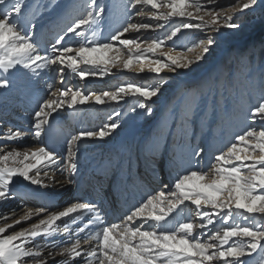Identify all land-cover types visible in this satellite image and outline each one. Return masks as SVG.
Returning <instances> with one entry per match:
<instances>
[{"label":"snow or ice","instance_id":"6c2138e0","mask_svg":"<svg viewBox=\"0 0 264 264\" xmlns=\"http://www.w3.org/2000/svg\"><path fill=\"white\" fill-rule=\"evenodd\" d=\"M217 2L218 0H208L207 4H201L200 0H127L125 14L140 5L151 6L153 9L150 13H145L142 8L137 9L135 15L141 18L148 16L155 21L164 20L165 23L174 17H190L196 20L195 23H188L181 19L162 39H153L147 48L140 49L137 43L139 37L137 40H122L121 36L130 29L148 30L152 28L151 24L128 23L122 26V31L118 29L110 35L108 42L101 43L95 39L96 33L92 29L103 16L105 6L98 4L97 0H86L85 14L70 20L55 42L41 55L38 43L34 42L35 24L30 22L27 31L23 24V9L27 5L22 3V0H0V8L3 9L0 11V92H6L13 87L10 77L16 72H24L25 76L30 72L33 76H38L41 71L58 66L61 83L64 81L66 68L82 82L90 76L110 73L109 65L116 66V61L119 60V56L107 55V52L113 49L115 41H119L123 46H137V55H131L132 49L129 48V58L123 62V69H129L132 60L139 59L140 53L155 55L161 43L177 37L182 30L201 33L211 30L216 34H220L224 29L238 30L241 25L235 22L236 14L254 9L259 0H244L242 4L240 0H236L234 4L228 5L227 11L218 8ZM189 6L195 9L196 13L203 11L212 19L205 20L204 16L199 14L193 17V11L186 10ZM156 27L163 28L164 25L157 23ZM69 34L80 38L78 47L73 48L70 44L65 46V38ZM216 43V38L208 35L205 40H200L187 49L189 52L199 49L194 58L185 55L157 57L152 61L155 66L150 67V72L157 77V82L152 85L128 83L118 86L115 91H103L100 94L90 92L88 95H84L80 90L72 91L70 88L61 90L57 99H44L38 104L33 115L34 134L37 137L42 135L45 125H50L53 113L64 110L65 106L74 110L78 103L83 104L89 100L103 104L105 100L119 102L131 95L136 99L137 107L151 116L154 109L149 106V102L154 103L153 98L159 99L167 84L160 76L161 69L167 67L174 73L179 69L190 70L194 64L198 65L206 58ZM73 52L75 55L71 54ZM140 71L143 72L144 69L141 68ZM18 87L21 92L29 90L31 77L22 80ZM52 87V84L48 85L50 96L55 95ZM68 91H71L70 98ZM198 109L199 104L195 97L189 99L185 105L186 114H191L193 118ZM119 115V112H114L109 117L113 122L96 131H80L68 141L64 159L67 167L61 169L62 173H68V184L73 183L72 177L78 171V144L84 140H103L109 136L120 127ZM250 119L264 121V100L251 109ZM22 136L23 133L17 129L10 131L6 140L14 142ZM74 141L77 142L75 149ZM235 141L226 151H221L215 156V163L208 172L186 171L175 179L171 193L166 195L160 191L154 196L149 195L119 223L99 228L95 233L98 243L91 251L83 248L79 240L71 247L62 248L58 253L50 250L46 256H42L43 248L55 249L58 246L55 241L48 239L45 244H34L32 247L27 245L37 237L47 238L55 234L53 226L57 220L73 214L95 213L99 216L98 205L74 202L58 212H47L44 208H28L24 215L14 219L12 224L0 226V264H50L57 256L72 258L65 264H76L77 259H82L84 264H247L246 259L242 258L264 250V223L256 219L259 217L264 221V128L259 131L250 128L242 135H237ZM203 151L202 148L197 150L195 156L200 157ZM0 152L3 153L0 154V202L15 197V193L10 189L14 177H21L39 187L49 186L39 178L40 169L37 165L42 164L43 167L49 168L57 164V154L54 151L41 147L31 153L36 164L23 166H20L22 161L17 163L20 153L5 152L2 146ZM23 157L24 160L29 159L28 153H24ZM33 168H36V177L29 175ZM185 201L195 205L197 214L204 223L195 225L192 222H183L174 228L167 227L170 214ZM46 212L44 218L39 219L37 223L5 235L7 229ZM14 214L15 210L6 213L3 219H11ZM216 219L225 226L202 242L201 237L206 233L198 232L197 229H205ZM138 220L141 222L140 226H132ZM149 221L153 222L152 230H142L143 225ZM241 221L247 222V225ZM90 226H93L91 219L77 229V234ZM68 231L65 228V232ZM87 243L88 240L85 239V244Z\"/></svg>","mask_w":264,"mask_h":264},{"label":"rangeland","instance_id":"374dc122","mask_svg":"<svg viewBox=\"0 0 264 264\" xmlns=\"http://www.w3.org/2000/svg\"><path fill=\"white\" fill-rule=\"evenodd\" d=\"M200 2L207 4L208 0H200ZM235 2L236 0H218L217 7L227 11L229 10L228 5ZM243 2L244 0H240L241 4ZM22 3L27 5L23 9V16L35 24V38L42 40L49 37L50 33H55L49 37L52 40L48 47L55 42L65 25L77 16L85 14L86 9V0H22ZM97 3L105 6V12L98 20L99 23L92 29L95 33L101 25H104L101 31H107L108 27L111 28L108 38L116 30L122 31V26H126L128 23L152 25V28L148 30L130 29L128 33L121 36L122 40H137L139 37L137 43L140 49L147 48L153 39H162L180 23L181 19L188 23L196 22L194 18L190 17H174L165 23L164 20L155 21L148 16L141 18L135 15L136 10L141 8L145 13H150L153 11L151 6L138 5L137 9L125 14L127 0H97ZM186 10L193 11V17L199 14L203 15L205 20L212 19L203 11L196 13L195 9L190 6ZM43 11L47 12L46 16L41 20H36ZM161 11L169 10L161 9ZM129 16L131 17L130 20L128 19ZM235 22L241 25L238 30L224 29L220 34L211 30L209 33L182 30V33L177 34V37L161 43L156 49L155 55L140 53L139 59L134 58L132 60L129 69H123V62L129 58V48L132 49L131 55H137V46H123L119 41H115L113 42V49L108 51L107 55L119 56L116 66L120 67L109 65L110 73L103 76H90L83 82L76 75L74 77L67 75L66 78L74 80L84 95H88L90 92L100 94L103 91H115L118 86L128 83L152 85L157 82V77L150 72V67L155 66L152 61L157 57L188 56L189 54V58H194L199 49H194L192 52L187 51L193 44L205 40L208 35H213L217 40L206 58L198 65L194 64L190 70L179 69L174 73L167 67L161 69L160 76L164 81H167V84L159 99L153 98L155 102H149V106L154 109L151 116L137 107V101L131 95L119 102L105 100V103L97 104L91 100V104L88 103L93 105L91 112H84V107H75L74 110L67 108L68 119L73 124L69 130V139H72L80 131L98 130L105 124L113 122L109 117L114 112L120 113L118 118L120 127L112 131L109 136L103 140H84L78 144V149H80L77 154L78 171L82 169L81 174L84 176L89 175L88 172H90L83 169V165L86 167L90 163L88 159L84 158L87 150L81 148L92 144L93 148L88 153L94 154L101 148L105 140H110L107 143H111L112 147L116 145V147L112 149L105 160L108 168L107 181L113 171L114 163L118 159L124 161V171L127 170L130 174L134 172L132 170L136 162L135 153L136 150L140 149L146 157V165L149 161H157L156 167L158 169H160V164L162 167L165 166L164 170L168 173L170 182L164 190L165 192H172L175 179L179 175L191 170L208 172L215 163V156L221 151H226L232 143L236 142L235 137L237 135H242L250 128L257 131L264 128V121L250 119L251 109L257 107L261 100H264V0H259L258 5L252 10L237 13ZM157 23L163 24L164 27L157 28ZM51 27L55 29L51 30ZM65 40L67 42L65 46L76 44L73 46L75 48L80 44V38L72 34L66 36ZM230 63L233 64V67L227 66L226 68V65ZM136 65L146 69L143 72H137L138 70L133 69ZM228 83H231L232 88L228 86ZM66 84H70V82L67 80ZM188 89L194 91L193 96L195 97L199 98L200 95L205 97L204 99L208 103V106H199L195 118L191 114H186L185 107L182 106L183 109H181L176 103L178 98L182 94L184 95ZM127 134H131V143H127ZM73 143V147L76 148L77 142L74 141ZM201 148L204 151L200 157H196L195 152ZM128 152L131 158L126 159ZM61 159L60 165L62 166L65 156ZM156 167L151 166L155 172H158ZM162 170L160 171L162 172ZM142 180L146 181L144 176ZM100 185L104 188L107 186V182L105 181ZM159 189L160 187L152 186L147 195H154V192ZM92 195L95 200L100 197V193H92ZM183 207H188V209L178 210L179 213H175L169 218L167 227L174 228L173 225L183 222H192L195 225L204 223L199 218L195 205L185 201ZM109 208L110 204L103 211H108ZM205 210L210 211V209ZM185 215L190 216V218L186 220ZM256 219L258 222L264 223L259 217ZM241 223L247 225L245 221H241ZM150 226L151 228L146 230H152L153 222ZM224 226L216 219L212 225H208L205 229H197V231L206 233L201 237L203 242ZM32 246L31 244L27 247ZM51 251L55 252L57 249H51ZM47 253H44V256ZM242 259H246L247 264H264V250H258L251 256Z\"/></svg>","mask_w":264,"mask_h":264},{"label":"bare ground","instance_id":"6f19581e","mask_svg":"<svg viewBox=\"0 0 264 264\" xmlns=\"http://www.w3.org/2000/svg\"><path fill=\"white\" fill-rule=\"evenodd\" d=\"M2 10L3 9L0 8V11ZM46 14V11L41 12V15L36 20H41ZM29 23L30 20L23 16L25 31H27ZM209 32L210 30L205 33ZM53 34L54 33H50L49 37ZM49 37L39 40L34 36V42L38 43V51L41 55L44 54V51L48 48V43L52 40L49 39ZM57 69L58 66H52V68L47 71H41L38 76H33L30 72L28 73V76H25L24 72H16L10 77L13 81V87L6 92H0V146L3 147L4 151H15L20 153L21 155L18 157L17 161V163L22 161L20 166H23V164H36V160L32 157L31 153L41 147H45L49 151H54L57 154L58 160L57 164L49 168L43 167L42 164L37 165V168L40 169L39 178L43 180L44 184L49 185L46 188L32 185L21 177L13 178V182L10 184V189L15 193V197L0 202V226H3L4 224H12V221L23 216L28 208H44L47 212H58L74 202L93 203L95 199L92 193H100V198L97 200L100 215L97 216L95 213H88L87 215V217H96V219L92 221L93 224L99 225L97 230H93L90 226L77 234V229L83 227L88 219L87 217L84 218V214H73L70 217H65L55 222L53 226L55 234L47 238L44 236L37 237L36 240L27 245L45 244L48 239H51L57 243L58 246L56 248L58 249L55 252L58 253L62 248H68L69 245L71 247L73 243L79 240L83 248L91 251V249L98 243L95 239V233L99 228L111 223H119L128 214L127 209L132 210L134 207H137L142 203V201L137 199L134 191L142 188V182L139 179V175L143 173H140L139 175L132 173L131 179L127 180L126 174L122 171L123 163L122 161L117 160L114 163V170L108 181V186L100 188V183L104 181V177L107 174V168L104 162L112 149L115 148V146L112 147L111 143H107L110 140H105L101 145V148L97 152H94V154L88 153L93 148L92 144H88L85 148H81L87 150L84 154V158L88 159L90 164L86 165V167L83 165V169L85 168V170H89V175L84 176L81 174V169L75 176H73V183H67L66 177L68 176V173L61 172V169L66 168L67 165L65 163L62 166L60 165L62 162L61 158L67 154L68 144H66V142L71 140L69 139V130L73 126L68 119L66 112L67 107L65 106L64 110H61L58 113H53L50 125H45L44 131L39 137L34 134L35 130L32 128L34 112L37 110L38 104L44 99H57L63 89L68 90L70 88L72 91L80 90L77 87H62L58 74L56 80H52L55 72H59ZM133 69L138 70L137 72H141L139 65H136ZM28 77H31V88L25 92H21L18 85L22 80L28 79ZM49 84L53 85L52 92L55 93V95L50 96L48 91ZM74 84L76 83H72V85ZM70 97L71 91H68V98ZM88 103L91 104V100L83 104L78 103L76 107H84V112H91L93 111V105H89ZM17 129L23 133L22 138L14 142H8L6 140V135L10 131L14 132ZM137 152L138 160L141 162L140 164H143V169L147 171L148 175H150L152 186L160 187L159 190L154 192V195L160 191H163L166 195L171 193V191L165 192L164 190L168 187L170 182L167 178L168 173L166 170L161 169L162 172H155L152 168L146 167L148 166L146 165L147 161L141 160L140 150H137ZM24 153H28L29 159L24 160ZM0 154L3 153L0 152ZM241 154L243 155V153ZM96 159L98 160L95 161ZM45 172H47V176H45ZM29 175L36 177V168H33ZM107 203H111L110 210L103 213L102 210L107 206ZM181 206L183 207V205ZM13 210H15V214L11 219H3L6 213H11ZM47 212L7 229L5 235H10L15 231L29 227L33 223H37L39 219L44 218V215H46ZM177 212L178 209L171 213L169 218ZM186 217L187 216L185 215V218ZM77 218L82 219L81 226L76 225L75 221ZM151 223L152 222L149 221L144 224L142 230L151 228ZM140 224L141 222L138 220L132 226H140ZM65 228L69 231L65 232ZM85 239L88 240L87 244H85ZM63 240L67 242L65 246L60 244ZM50 250V248L44 247L42 250V256ZM70 259L72 258L67 256H57L55 261H51V264H58V262L59 264H65V262ZM76 264H84V261L82 259H77Z\"/></svg>","mask_w":264,"mask_h":264},{"label":"trees","instance_id":"16d2710c","mask_svg":"<svg viewBox=\"0 0 264 264\" xmlns=\"http://www.w3.org/2000/svg\"><path fill=\"white\" fill-rule=\"evenodd\" d=\"M259 54H261V53H259ZM258 57H260L259 55H258ZM227 66H229V68H231V67H233V64H228V65H226V68H227ZM228 86L230 87V88H232V85H231V83H228ZM234 91V90H233ZM193 94H194V91L192 90V89H188L185 93H184V95H183V97H182V100H181V108H182V106H183V108L185 107V105L188 103V101H189V99H191V98H193V97H195V96H193ZM196 99H197V102H198V104H199V106L200 105H207L208 103H207V101L204 99L205 97H203L202 95H200V97L198 98V97H195ZM209 104H211V102H209ZM208 106V105H207ZM182 108V109H183Z\"/></svg>","mask_w":264,"mask_h":264}]
</instances>
